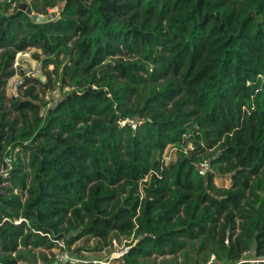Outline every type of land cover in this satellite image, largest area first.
I'll return each mask as SVG.
<instances>
[{
    "label": "trees",
    "instance_id": "1",
    "mask_svg": "<svg viewBox=\"0 0 264 264\" xmlns=\"http://www.w3.org/2000/svg\"><path fill=\"white\" fill-rule=\"evenodd\" d=\"M58 3L40 24L0 4V170L11 164L0 174V264L51 240L111 235L131 237L122 264L186 246L201 256L181 264H264V0L29 7L49 16ZM29 48L48 79L27 78L7 107L15 55ZM53 83L69 90L45 109L36 85L44 94ZM126 119L136 129L120 127ZM167 146L176 156L164 164Z\"/></svg>",
    "mask_w": 264,
    "mask_h": 264
},
{
    "label": "rangeland",
    "instance_id": "2",
    "mask_svg": "<svg viewBox=\"0 0 264 264\" xmlns=\"http://www.w3.org/2000/svg\"><path fill=\"white\" fill-rule=\"evenodd\" d=\"M41 3L42 0H28L29 3L32 2ZM62 6L61 3H58L56 7L49 10V13H55L56 16L59 14V8ZM39 53L38 50L34 48H29L25 52L17 53L15 55L14 63L12 68L14 70V75L8 79L5 85V96H6V105L9 106L10 99L12 98L11 88L14 83H19L23 81L26 73L35 68L37 61L33 59V54ZM49 71L52 70V66L48 68ZM44 72L42 71L41 75L43 76ZM37 75V74H36ZM52 79L54 76H51ZM48 79L47 76L44 77ZM29 86L27 84L24 88H22L19 92V97L23 94L24 90ZM36 90L39 98L43 99L44 94L41 91L39 85H36ZM50 90L53 92L62 91L60 83H53ZM14 114H11L13 117ZM188 148H192L191 145L188 144ZM170 146H167L163 151V157H165V162L171 163L175 160L176 151L171 150ZM16 149L14 150V152ZM26 160V157L24 158ZM213 183L219 188H229L231 186V180L228 176H219L214 175ZM19 223V222H16ZM131 242V237L126 236H114L111 235L106 241H97L90 237H84L70 245L69 248L66 247L65 250H44L42 248L39 249H31L30 254L28 255L29 259L24 261H18L17 264H46L42 260L41 255H45L48 259L49 264H122L121 257L122 253L128 249L127 245ZM199 241L194 242V249H197L199 246ZM186 254L183 252H178L174 256H162V257H151L148 261L154 260L157 264H169V263H177L181 264V262L185 259L190 260L194 256H198L200 258V254H197L196 251L189 246L185 248ZM205 251V250H204ZM204 253V252H202ZM61 254H65L67 257L63 261H59L57 256ZM213 257H211V260ZM210 264V263H209Z\"/></svg>",
    "mask_w": 264,
    "mask_h": 264
},
{
    "label": "built area",
    "instance_id": "3",
    "mask_svg": "<svg viewBox=\"0 0 264 264\" xmlns=\"http://www.w3.org/2000/svg\"><path fill=\"white\" fill-rule=\"evenodd\" d=\"M22 3H26L29 5V2L28 0H0V4H5V5H8L10 8H19V5L22 4ZM43 69H42V65L40 62H37L35 68H32L31 70H29L26 75L24 76L23 78V81L22 82H19L18 84L17 83H14L12 88H11V92H12V97H18L19 95V92L22 88H24L23 83L25 82V80L27 78H30L32 76H36V74L38 73H42ZM22 86V87H21ZM69 88L67 87H63L62 91L60 92H52L51 90H47L45 93H44V96H43V100L45 101L46 103V107L45 109H48L50 108L54 103H56L61 95L68 91ZM43 113V111H42ZM41 113V114H42ZM120 127H124L126 125L130 126L133 130L136 129V124L134 121L132 120H129V119H126V120H123L121 122L118 123ZM191 145V144H189ZM172 149L171 150H174L176 151V148L175 147H172L170 146ZM18 150H16L14 153H16ZM165 157H163V162L164 164H167L165 162ZM11 170V164L9 163L8 160H5V165L2 166L1 170H0V174L3 176V178H7L8 177V174H9V171ZM197 171L200 175L202 176H205L207 175L209 172H212V168H211V162L210 160L208 159H205L203 160L198 166H197ZM146 179H144L145 181ZM3 185H6V184H3ZM49 237V235H47ZM52 243H53V248L52 250L55 251V250H65L66 249V245H65V242L63 240H51ZM126 253V251H124V253H122V255H124ZM59 261H63L66 259V255L65 254H61L60 256H57ZM252 263L255 262V261H251Z\"/></svg>",
    "mask_w": 264,
    "mask_h": 264
},
{
    "label": "water",
    "instance_id": "4",
    "mask_svg": "<svg viewBox=\"0 0 264 264\" xmlns=\"http://www.w3.org/2000/svg\"><path fill=\"white\" fill-rule=\"evenodd\" d=\"M19 10L24 12L28 16H30L32 21L37 23V24L50 22L56 17L55 13H52L49 16H42V15L35 14V13L32 12L31 8L26 3L20 4L19 5ZM35 77H37V78H39L41 80H44V77L41 75V73H38Z\"/></svg>",
    "mask_w": 264,
    "mask_h": 264
}]
</instances>
